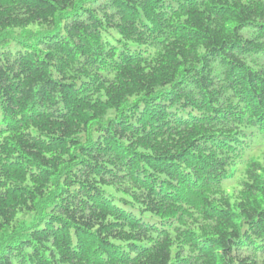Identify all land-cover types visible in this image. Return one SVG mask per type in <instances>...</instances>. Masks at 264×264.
Returning <instances> with one entry per match:
<instances>
[{"label": "trees", "instance_id": "trees-1", "mask_svg": "<svg viewBox=\"0 0 264 264\" xmlns=\"http://www.w3.org/2000/svg\"><path fill=\"white\" fill-rule=\"evenodd\" d=\"M0 264H264V0H0Z\"/></svg>", "mask_w": 264, "mask_h": 264}]
</instances>
